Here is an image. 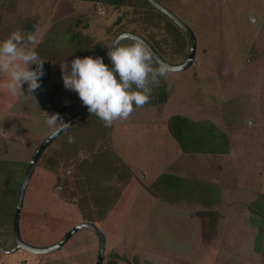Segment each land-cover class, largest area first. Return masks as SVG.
<instances>
[{"label": "rangeland", "instance_id": "rangeland-1", "mask_svg": "<svg viewBox=\"0 0 264 264\" xmlns=\"http://www.w3.org/2000/svg\"><path fill=\"white\" fill-rule=\"evenodd\" d=\"M8 1L0 0L9 7L0 17L8 31L0 29V41L38 25L45 75L32 96L27 84L24 93L7 94L0 81V246L8 250L0 247V264H96L99 236L88 227L52 253L9 252L16 245L14 214L26 167L53 132L47 116L59 113L66 122L87 108L64 87L62 66L70 71L71 59L63 52L54 58V51L74 45L75 32L111 48L116 36L136 27L145 38L162 40L164 58L176 65L188 57L189 37L165 18L182 36L175 51L162 25L146 27L125 5ZM161 1L193 29L194 63L170 73L165 103L135 108L111 127L90 114L47 147L25 192L22 239L47 248L91 222L105 234L103 264H264V0ZM177 113L215 122L227 132L231 152H183L168 129ZM163 172L180 184L167 196L154 181ZM209 193L220 199L205 203Z\"/></svg>", "mask_w": 264, "mask_h": 264}, {"label": "clouds", "instance_id": "clouds-1", "mask_svg": "<svg viewBox=\"0 0 264 264\" xmlns=\"http://www.w3.org/2000/svg\"><path fill=\"white\" fill-rule=\"evenodd\" d=\"M126 38L131 43L117 42L108 50L111 67L102 57L91 56L72 60L70 71L62 66L65 89L76 92L92 116L98 117L105 127L128 120L135 108L150 103L153 89L162 80L167 81L173 72L143 39ZM41 39V30L34 25L32 31L16 30L0 41V81L7 94L17 96L23 92L24 84L29 95L41 87L45 60L36 51ZM45 123L53 132L58 127L65 132L72 127L59 113L48 115ZM67 142L75 143V138L69 136Z\"/></svg>", "mask_w": 264, "mask_h": 264}, {"label": "trees", "instance_id": "trees-1", "mask_svg": "<svg viewBox=\"0 0 264 264\" xmlns=\"http://www.w3.org/2000/svg\"><path fill=\"white\" fill-rule=\"evenodd\" d=\"M6 1L8 3L10 2L8 0ZM85 1H92L95 3L100 2L103 5L110 4L115 6L125 5V6L133 7V9L137 12L135 18L137 22L142 21L143 23H145L143 25H146V27L149 28L154 27V25L156 27L162 25V28L165 31H167V33L169 34L165 38V42L172 45L175 51H177L183 46V41L180 31L176 27L172 28L171 26H169V24L166 22V19L168 20L170 19L172 22L174 21L171 18H169L166 14H164L162 11L154 7L147 0H146L147 1L146 4H144L143 0H85ZM7 2H2V4H0V7L1 6L6 7V11H2V13L0 12V17H3L4 14L7 15V9L9 8L6 4ZM0 29H2L3 33L8 32L7 27L6 28L4 26L1 27L0 25ZM28 31L31 30L28 29ZM130 31L137 33L136 27L134 29H131ZM181 31L183 32V30ZM70 39L72 40V42L73 40H75L74 45H70L69 42V44H67V46H64L61 51H59V49H55L54 52H57L56 53L57 55H55L54 58H63L62 54H60L61 52H63V55L65 57H68L67 59L69 60L71 59V61L77 57L83 59L84 57H88L91 55L93 58H95V52H99V54H97L96 56H100L102 58L107 57V59L110 60L107 55L110 47L102 43L99 44V47L93 45L92 44L93 39L89 35H85L80 32H75L71 34ZM147 39L154 45V47L164 57V55L162 54L165 51V50L162 51L163 41L156 39L155 36L152 34L149 35ZM46 41L47 40H45V42ZM121 43L128 44L131 43V41L126 38ZM41 45H43V43ZM38 47L41 46L39 45ZM36 51L39 52L38 50ZM48 57L52 59L53 56L50 53L48 54ZM167 88L168 87L166 81L162 80L161 85L153 89L151 101L145 106H149L152 103L157 105L165 103L167 100ZM168 129L171 135L179 143V146L183 150V152H187V153L198 152V153H210V154H225L231 152V145L227 132L210 119L194 120L188 116L177 113L169 117ZM173 177L174 174L162 173L157 178L156 182L159 185V188H161L160 193L162 195L167 196L174 189V183L180 186L178 182H173ZM209 186L211 187V185ZM213 195L214 194L209 193L208 198L207 197L205 198V200L207 199L205 203L210 205L219 200V195H217L218 197L216 196L215 198H213ZM255 215L259 216L260 214H257V212H255ZM261 228L262 230H264L263 226ZM262 252L264 255V248L262 249Z\"/></svg>", "mask_w": 264, "mask_h": 264}, {"label": "water", "instance_id": "water-1", "mask_svg": "<svg viewBox=\"0 0 264 264\" xmlns=\"http://www.w3.org/2000/svg\"><path fill=\"white\" fill-rule=\"evenodd\" d=\"M149 1L157 9H159L163 13L167 14L188 35L189 40H190V50H189L187 59L183 63L174 65V64L170 63L169 61H167L147 38H145L142 35H139L135 32H131V31L123 32L120 35H118L117 38L115 39L113 45L117 44V42L121 43L128 36L139 37V38L143 39L149 45V47L154 52L155 56L158 57L160 60L164 61L165 63L169 64L172 67L173 71H182V70L189 68L194 63V60L196 57V52H197V38H196V35H195L193 29L187 23H185L180 17H178L174 13L173 10H171L168 6H166L160 0H149ZM111 66L112 65H111V61H110V67ZM90 114L91 113L86 108L85 110L81 111L76 116H74L73 118L66 121V123H70L72 126L73 124L77 123L78 121L82 120L83 118H85L86 116H88ZM63 132H64V130L59 129V128L55 132H52L41 143V145L37 148L33 157L31 158V160L29 161V163L26 167L24 177H23V180L21 182V185H20V188L18 191L17 204H16V209H15V214H14V235H15V239H16V246L14 247V249H12V251H9V252H15L16 250L23 248V249H26L32 253H35V254L52 253V252H55V251L61 249L76 232H78L79 230H81L83 228L88 227V228L95 230L99 236L98 258H97L96 264H103L105 252H106V238H105V234L103 233V231L101 229H99L98 226L94 223L83 222V223L76 225L68 233H66V235L59 242H57L56 244L52 245L51 247H47V248L34 247V246L26 243L22 239V236H21L20 218H21V212H22V208H23V200H24L25 192H26V189L28 187L31 176H32L34 169H35L36 165L38 164L42 154L44 153V151ZM1 248L4 249L3 247H1ZM4 250L8 251L6 249H4Z\"/></svg>", "mask_w": 264, "mask_h": 264}, {"label": "crops", "instance_id": "crops-1", "mask_svg": "<svg viewBox=\"0 0 264 264\" xmlns=\"http://www.w3.org/2000/svg\"><path fill=\"white\" fill-rule=\"evenodd\" d=\"M50 1H51V0H50ZM185 153H186V152H185ZM196 153H198V152H196ZM163 173H164V172H163ZM165 173H166V172H165ZM161 174H162V173H161ZM161 174H160V175H161ZM160 175H158V176L154 179V181L157 180V178H158ZM219 199H220V197H219Z\"/></svg>", "mask_w": 264, "mask_h": 264}, {"label": "flooded vegetation", "instance_id": "flooded-vegetation-1", "mask_svg": "<svg viewBox=\"0 0 264 264\" xmlns=\"http://www.w3.org/2000/svg\"><path fill=\"white\" fill-rule=\"evenodd\" d=\"M161 1V0H160ZM161 2H163V1H161ZM164 4H165V2H163ZM16 246V245H15Z\"/></svg>", "mask_w": 264, "mask_h": 264}]
</instances>
